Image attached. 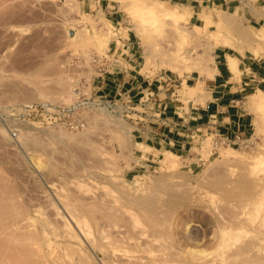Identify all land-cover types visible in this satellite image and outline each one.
Instances as JSON below:
<instances>
[{"label": "rangeland", "instance_id": "1", "mask_svg": "<svg viewBox=\"0 0 264 264\" xmlns=\"http://www.w3.org/2000/svg\"><path fill=\"white\" fill-rule=\"evenodd\" d=\"M135 1L112 0L115 24L76 0H0V264H264V110L250 109L253 129L239 144L213 145L207 133L174 167L166 152L137 166L143 108L113 111L94 101L118 95L92 86L129 55L112 51L119 34L141 72L194 71L195 83L176 81L174 92L201 90L212 43L248 47L239 27H264V0H204L196 18L188 0H146L185 14L154 11L152 25ZM220 15L234 17L220 24Z\"/></svg>", "mask_w": 264, "mask_h": 264}, {"label": "crops", "instance_id": "2", "mask_svg": "<svg viewBox=\"0 0 264 264\" xmlns=\"http://www.w3.org/2000/svg\"><path fill=\"white\" fill-rule=\"evenodd\" d=\"M76 1L81 12H100L104 19L115 24L120 20L112 0ZM202 1L180 3L188 5L190 17L196 18L198 10L195 7L202 6ZM110 41L113 52L122 54L128 50L129 55L109 63V68L92 81L93 91L97 96L127 94L130 102L134 101L131 106L143 108L136 111L145 112V116L132 133L135 165L150 164L166 151L179 156L190 148L194 136L210 131L226 134L237 143L247 139L253 129L254 111L248 110L245 103L258 92L264 94V41L260 50L246 49L242 53L225 44L216 45L213 49L214 70L210 76L202 78V89L187 90L181 96L174 92V83L191 86L198 78L197 73L189 71L173 75L160 71L147 76L131 58V43L127 38L115 34ZM228 55L236 57L237 74L228 66Z\"/></svg>", "mask_w": 264, "mask_h": 264}, {"label": "bare ground", "instance_id": "3", "mask_svg": "<svg viewBox=\"0 0 264 264\" xmlns=\"http://www.w3.org/2000/svg\"><path fill=\"white\" fill-rule=\"evenodd\" d=\"M134 6L136 7H140L139 9H141V11L143 12H140L139 13V17L141 19V22H144V23H150L151 25L154 24L156 22V19L154 18V11H160L162 13H166V14H169L171 16H173L174 18L176 19H183L185 16V14L179 10H170V9H165L163 8L162 6H155V5H152L150 4L149 2H147L146 0H136L134 2ZM134 7V8H135ZM136 7L137 10H139L138 8ZM135 9V10H136ZM144 9V10H142ZM136 10V11H137ZM142 13V14H141ZM234 17V16H233ZM233 17H228L227 16H219L217 21L218 23L220 24H225V23H230L232 20H233ZM239 33L242 37V39L245 41V43H247L249 46L244 48V47H240V46H237L235 45L234 43L230 42L229 40H225L224 38H220V39H217L216 41H214L212 43V46L215 47L216 45H220V44H225V45H228L230 46L233 50L237 51V53H242L244 50H250V51H255V50H260L262 48V45H263V41H264V27H262V29H258V32L255 34H251V33H248L246 31H244L242 28L239 27ZM181 35H188V32H183L181 31L180 33ZM180 35V36H181ZM182 36V37H183ZM185 37V36H184ZM251 44L255 45V47L251 46ZM208 52H209V48H206L203 50V54L207 57L208 56ZM245 52V51H244ZM210 63L213 64V58H208ZM227 63H228V66L230 68V70L234 73V74H237L238 70H237V67H236V57L234 55H228L227 56ZM175 70H178V69H175ZM246 107L250 110V109H257V110H264V94L261 93V92H258L257 94L255 95H252L248 98V101L246 103ZM254 127H255V135L256 134H259L261 131H262V128H260V126L257 124V123H254ZM173 157H179L169 151H166V154L164 156V158L162 159V163L165 167H174V164H173V161L171 160ZM33 161V160H32ZM1 200V199H0ZM241 208H244L245 205L242 204L240 205ZM68 208V207H66ZM75 210V209H74ZM243 213V212H242ZM12 214V213H11ZM81 215V214H80ZM75 216V215H74ZM73 216V217H74ZM240 216H241V213H240ZM72 217V216H71ZM78 216H76L75 218H77ZM75 218H73L75 220ZM239 218V217H238ZM241 218V217H240ZM78 219V218H77ZM235 219V218H234ZM237 219V218H236ZM240 220V219H239ZM61 221V220H60ZM77 220H75L74 222H76ZM242 221V220H241ZM79 222V221H78ZM77 222V223H78ZM80 223H78V227H81L80 226ZM66 224V223H65ZM83 224V223H82ZM86 226V225H85ZM84 226V227H85ZM84 230V228H81ZM88 230V228H86ZM85 229V231H87ZM2 230V229H1ZM80 230V229H79ZM82 230V231H83ZM81 232V231H80ZM89 232V231H88ZM82 233V232H81ZM83 237H88V236H84V234H82ZM70 236V235H69ZM92 236V235H91ZM189 237L191 239H195L193 236H191V233L189 235ZM89 239L90 241V236L87 238ZM92 240V239H91ZM28 244V243H27ZM38 247V246H37ZM249 248V246H248ZM241 249V248H240ZM198 250V249H197ZM192 251V250H191ZM195 251V250H193ZM230 251V250H229ZM192 253H195V252H192ZM198 253V252H197ZM196 254V253H195ZM200 254V253H199ZM236 254V253H235ZM49 255V253H48ZM197 255V254H196ZM233 255V254H232ZM218 256V255H217ZM224 256V255H223ZM12 257V256H11ZM53 257V256H52ZM227 257V256H226ZM247 257V256H246ZM15 258V257H14ZM176 258V257H175ZM197 258V257H196ZM200 258V256L198 257V259ZM202 258V257H201ZM244 258V257H243ZM134 259V258H133ZM162 259V258H161ZM166 259V258H165ZM197 259V260H198ZM28 260V259H27ZM164 260V259H163ZM201 260V259H200ZM242 260V259H241ZM244 260V259H243ZM16 261V259L14 260V262ZM133 261V260H131ZM136 261V260H135ZM169 261V260H168ZM245 261V260H244ZM29 262V261H28ZM233 262V261H232ZM211 263V262H209ZM224 263V262H223ZM235 263V262H234ZM20 264V263H19ZM130 264V263H129ZM207 264V263H206Z\"/></svg>", "mask_w": 264, "mask_h": 264}, {"label": "built area", "instance_id": "4", "mask_svg": "<svg viewBox=\"0 0 264 264\" xmlns=\"http://www.w3.org/2000/svg\"><path fill=\"white\" fill-rule=\"evenodd\" d=\"M99 97V96H98ZM119 101V104L116 102V101ZM104 103V105L108 108H110L111 110L114 109V108H120L121 111L123 109H126L125 107H122L123 105L122 104H125V105H128L130 100L128 99V95L127 94H118V96L115 98L113 97L112 99L111 98H108V99H97L96 101H94L95 103H99L101 102ZM117 111V110H116ZM209 134H212L213 137H212V144L213 145H234V144H239L237 142H234L229 136H227L226 134H222L220 132H215V131H210L208 132ZM11 134L14 135V131L11 130ZM207 134V133H206ZM241 143V142H240Z\"/></svg>", "mask_w": 264, "mask_h": 264}]
</instances>
